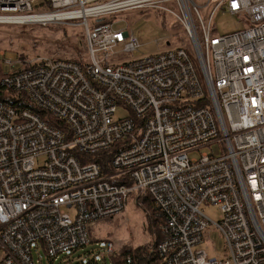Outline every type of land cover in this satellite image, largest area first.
<instances>
[{"label":"built area","instance_id":"obj_1","mask_svg":"<svg viewBox=\"0 0 264 264\" xmlns=\"http://www.w3.org/2000/svg\"><path fill=\"white\" fill-rule=\"evenodd\" d=\"M42 1L0 0V22L43 14L50 19L38 23L79 25L87 55L11 61L0 52L21 63L2 84L70 134L0 100V264H34L33 247L56 258L91 244L90 230L132 195L137 206L149 196L160 218L162 264H264V0H50L34 11ZM139 8L172 15L188 46L117 59L139 41L105 18ZM219 11L243 27L214 34ZM119 106L129 116L116 119ZM118 143L110 172L75 153ZM208 203L220 207L217 221ZM211 224L226 245L222 258L199 247ZM97 244L103 256L76 264H114V242Z\"/></svg>","mask_w":264,"mask_h":264},{"label":"rangeland","instance_id":"obj_2","mask_svg":"<svg viewBox=\"0 0 264 264\" xmlns=\"http://www.w3.org/2000/svg\"><path fill=\"white\" fill-rule=\"evenodd\" d=\"M40 2L34 4V11H44L39 7ZM171 8L175 9L172 5ZM204 19L207 16L202 11ZM105 21H117L116 28H125L132 31L139 41V47L130 53L118 54L119 60L131 61L153 55L162 50L174 49L177 46H188L183 27L178 26L176 19L160 9L139 8L108 15ZM213 33L224 35L239 30L243 27L236 15L229 12H217L212 20ZM84 30L81 26L71 25L68 22L57 23H0V52L6 54V59L16 61L19 57L35 58L38 56H52L65 59H82L84 53ZM86 50V49H85ZM84 53V54H83ZM3 69L7 72L17 69L21 63L11 66L0 58ZM129 116V110L119 106L115 118ZM204 147L199 151L190 152L191 157H198L200 152L210 151ZM44 157L41 158L43 161ZM206 215L217 221L220 207L216 204H204ZM72 213V212H71ZM146 210L137 206L130 198L125 209L120 214L105 219L90 230L93 242L80 247L70 253L59 254L52 258L42 248L32 249L34 264H76L81 260L103 256L97 250L98 243L112 240L118 250L124 245L136 248L148 243L152 239V232L148 227ZM205 249L209 256L222 258L226 253L224 239L217 228L211 224L205 233V240L199 246ZM109 263L110 259H106ZM104 260L99 264H104Z\"/></svg>","mask_w":264,"mask_h":264},{"label":"trees","instance_id":"obj_3","mask_svg":"<svg viewBox=\"0 0 264 264\" xmlns=\"http://www.w3.org/2000/svg\"><path fill=\"white\" fill-rule=\"evenodd\" d=\"M42 8L50 7V0H43L42 3L38 5ZM8 75L0 61V100L8 101L13 106L17 108H23L29 106L37 111L42 119L48 122L50 125L55 126L63 130L67 135V139H70L69 129L63 120H59L49 115L45 111L39 109L34 104H32L24 93L15 92L11 89L6 88L2 84L3 78ZM120 143L115 144L109 150L98 152L91 155H82L78 151H75L78 159L80 161H95L102 165L104 172L112 171L111 159L114 152L119 148ZM132 198L134 195L131 196ZM140 206L146 210V220L148 222V227L152 232V239L143 245L133 248L129 245L122 244L115 256L113 257L114 264H162V259L158 253L157 245L161 240V232L159 228V220L155 218L154 207L149 196H146L140 200Z\"/></svg>","mask_w":264,"mask_h":264},{"label":"bare ground","instance_id":"obj_4","mask_svg":"<svg viewBox=\"0 0 264 264\" xmlns=\"http://www.w3.org/2000/svg\"><path fill=\"white\" fill-rule=\"evenodd\" d=\"M43 19H50V17H48V16H45V15H43V14H38V15H27L26 17H24V18H22V19H18V18H15L14 19V21H12V22H15V23H38V22H40V20H43ZM59 20H61L60 18H58ZM17 20H19V21H17ZM0 23H2V22H0ZM86 51V50H85ZM87 53V52H86ZM85 53V54H86ZM87 55V54H86ZM72 60H74V59H72ZM155 210V209H154ZM154 215H155V218H157L158 220H159V222H161L160 221V218H158L157 216H156V210H155V212H154ZM112 241V240H111ZM116 252H117V249H116ZM116 252H115V254H116Z\"/></svg>","mask_w":264,"mask_h":264}]
</instances>
